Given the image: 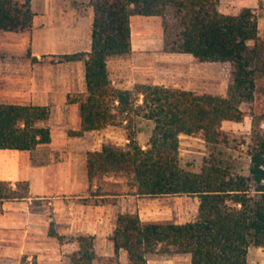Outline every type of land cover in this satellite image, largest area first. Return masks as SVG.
Masks as SVG:
<instances>
[{"label":"trees","instance_id":"obj_1","mask_svg":"<svg viewBox=\"0 0 264 264\" xmlns=\"http://www.w3.org/2000/svg\"><path fill=\"white\" fill-rule=\"evenodd\" d=\"M94 8L92 49L58 56L59 62L85 64L87 90L71 101L80 109L81 127L74 133L100 131L125 124L131 130L137 118L152 121V133L143 146L131 131L125 147L104 144L87 154L90 183L114 176L145 197L198 196L194 220L144 221L138 212H119L110 237L113 255H100L96 237L79 234L73 264H121L125 250L130 264H148L152 255L187 254L191 264H250V247H264V113L254 114L247 143L246 173L225 156L222 124L240 122L243 105L254 100L264 78V37L259 33L256 8L238 14L219 10L220 0H91ZM165 48L190 54L201 62L222 63L228 89L225 96L136 83L133 89L115 86L108 60L132 51L131 18L167 17ZM31 0H0V29L18 31L33 25ZM48 106L0 104V149L32 150L49 142ZM202 137L210 150L199 171L181 160V137ZM27 180H0V201L30 198Z\"/></svg>","mask_w":264,"mask_h":264},{"label":"crops","instance_id":"obj_2","mask_svg":"<svg viewBox=\"0 0 264 264\" xmlns=\"http://www.w3.org/2000/svg\"><path fill=\"white\" fill-rule=\"evenodd\" d=\"M261 1L220 0L219 10L238 14L244 7H258ZM234 2L243 5L235 8ZM31 7L35 18L30 28L0 29V104L48 106L51 114L45 123L51 129V139L32 150L0 149V180H27L31 195L27 200L0 201V259L20 264V258L27 256L37 264H73L71 255L78 243L69 237L79 234L95 236L100 255H113L110 237L120 201H113L119 195L112 189L129 186L110 175L104 176V186L90 183L87 154L101 150L111 126L82 135L74 133L81 127L80 109L70 98L87 90L85 64L81 60H58L59 55L92 49L94 8L91 0H31ZM151 20L161 22V17L132 16L131 53L137 48H152L150 39L138 37V29L147 31ZM163 42L161 48L165 49ZM108 69L113 84L122 89H133L136 83L167 86L137 69L135 63L130 64L124 55L111 57ZM94 189L103 190L95 194ZM33 200L42 202L40 210L36 211ZM248 261L264 264V247H250ZM120 262L130 264L125 250L120 251ZM148 264H191V257L152 255Z\"/></svg>","mask_w":264,"mask_h":264},{"label":"rangeland","instance_id":"obj_3","mask_svg":"<svg viewBox=\"0 0 264 264\" xmlns=\"http://www.w3.org/2000/svg\"><path fill=\"white\" fill-rule=\"evenodd\" d=\"M233 4L235 8L243 5L242 2L238 5L235 2ZM256 10L259 15V20H262L260 32L261 36L264 37V1L259 2ZM160 21L153 22L151 20L147 31L138 29V37H140V40L143 37L150 39L152 48L144 50L137 48L135 53L132 52L133 54L124 55L126 60L130 64L135 63L137 69H142L145 73H150V76L159 81L166 82L168 87L195 90L198 92H212L213 94L225 96L228 89V78L225 66L222 63L201 62L187 55L173 56V53L168 52L166 48L162 49L161 47L165 37L164 23L167 21L171 25L175 24L174 13L169 12L168 16L165 18L161 17ZM135 27L137 29V24ZM140 65L144 67H138ZM243 110L245 116L242 121H225L222 124L223 144L221 147L225 152V156L232 158L237 166V170L241 173H246L249 164L246 147L252 129L253 115L264 113V78L257 84L254 100L249 104L243 105ZM153 127L154 124L152 121L143 118H137L131 130H127L125 124L111 126L110 131L105 134L107 139L106 144L125 147L129 143L128 135L132 131L137 142L144 146L152 133ZM180 145L182 165L188 170L199 171L210 154V150L204 139L202 137L183 136L181 137ZM103 178L95 179L93 184L97 182L99 187H101L105 183ZM94 190V193L97 194L103 189ZM112 192L115 195H119L117 198H113V201H120V212H138L145 221L185 223L196 217L200 205L198 196L163 195L159 197H141L134 195L133 189L129 187L125 189L123 187L122 189L113 188ZM98 199L95 198V201L98 202ZM33 202L36 211L40 210L42 202L40 200H33ZM49 212L52 213V208ZM20 229L19 231H21ZM69 238L75 239L76 236ZM102 247L105 248L104 243ZM19 262L20 264H37L36 259H27V256H22ZM15 263V260L7 261L0 259V264Z\"/></svg>","mask_w":264,"mask_h":264}]
</instances>
